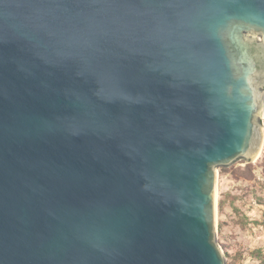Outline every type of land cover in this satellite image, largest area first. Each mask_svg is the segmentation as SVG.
<instances>
[{
    "label": "water",
    "instance_id": "95a60500",
    "mask_svg": "<svg viewBox=\"0 0 264 264\" xmlns=\"http://www.w3.org/2000/svg\"><path fill=\"white\" fill-rule=\"evenodd\" d=\"M263 111L264 0H0V264H228Z\"/></svg>",
    "mask_w": 264,
    "mask_h": 264
},
{
    "label": "rangeland",
    "instance_id": "374dc122",
    "mask_svg": "<svg viewBox=\"0 0 264 264\" xmlns=\"http://www.w3.org/2000/svg\"><path fill=\"white\" fill-rule=\"evenodd\" d=\"M223 197L226 205L220 212ZM217 222L218 241L228 264H264V142L257 159L219 167Z\"/></svg>",
    "mask_w": 264,
    "mask_h": 264
},
{
    "label": "trees",
    "instance_id": "16d2710c",
    "mask_svg": "<svg viewBox=\"0 0 264 264\" xmlns=\"http://www.w3.org/2000/svg\"><path fill=\"white\" fill-rule=\"evenodd\" d=\"M223 172H224V170H222ZM219 210H220V212H222V211H224V209H225V205H226V199L223 197V198H221L220 200H219ZM219 227H221V226H219ZM227 255H229L228 253H227Z\"/></svg>",
    "mask_w": 264,
    "mask_h": 264
}]
</instances>
